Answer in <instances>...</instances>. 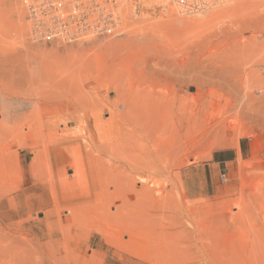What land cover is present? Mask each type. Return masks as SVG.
Returning <instances> with one entry per match:
<instances>
[{"label": "rangeland", "instance_id": "1", "mask_svg": "<svg viewBox=\"0 0 264 264\" xmlns=\"http://www.w3.org/2000/svg\"><path fill=\"white\" fill-rule=\"evenodd\" d=\"M262 1L264 0H216L210 9L203 13L182 12L180 14L170 0V7L175 10V16L170 18L166 11L167 8L155 4L154 0L139 2L120 0L119 9L122 21L114 34L90 36L68 43L57 40L34 41L31 38V23L24 0H0V85L7 86L16 83V86L12 85L15 89L17 83H31L30 87L36 83L34 87L39 84L42 87L39 85L38 89L33 87V90L27 87L30 88V90L27 89L28 93L29 91H38L40 95L44 93L43 96H47L45 92L48 96L51 93L54 95L53 97L59 95V99H57L59 102H53V105H60L59 108L63 113L57 121L55 130L59 131L58 137L65 135L67 132L64 134L62 132L66 130L71 136L61 137L58 142L48 136V128L41 122L42 124H40L44 128L46 127L45 132L42 133H46V140L48 139L49 144L48 147L47 144L45 146L43 143H46V140L41 138V143H37L38 147L40 146L37 147V152L39 149L42 151L44 149L45 153V150L49 149L45 154L55 164L56 157L60 161L66 159L67 163L72 162L77 155L79 156L77 154L79 150L89 174L88 182L85 184L76 183L75 185L61 186L58 178L56 180L52 178L46 158L40 160V164H42L40 167L43 168L38 166L40 173L31 170L29 167L34 160L31 150H28L26 145H23L26 148L17 145L19 144L18 140L10 138L12 131H5L4 129L7 127L0 125V129L5 131L4 138V131L0 130L2 139L0 140V150H4L0 152V225H11V227L14 225L13 228L15 226L24 227L26 231L28 230L25 234L31 242L29 245L34 249L35 246H40L37 242L43 233L48 232L46 212L54 210L55 217L52 216L50 222L52 226L56 224L52 228H57L58 232L57 241L54 244L49 247H38L41 249L36 252L42 250L40 253L37 252L38 254L35 249H31L33 253L30 251V255L32 254V257L29 256L30 258L15 257L13 252V255L10 256L9 249L7 251L10 253L7 252V255L5 252L7 248L5 250L2 249L3 247L0 248L3 250H0V264H264V9H253V5ZM176 17L178 18L177 22ZM24 25L27 30L22 33L20 27ZM245 47L246 53L243 54L241 49ZM159 53L161 59L158 56ZM162 55H164V60ZM168 55L170 59L174 58L171 60L175 65L177 63V66L181 62L183 64L185 60L184 64L189 66V71L191 70L193 73L190 71V82L183 84L182 90H179L181 88L179 83L170 81H165L161 85L155 83L157 92L162 95L160 97L167 99L166 95L172 96L175 92L180 97H186L184 100H179L173 109L176 110V118H180L178 109L181 105L185 106V110H183L185 114L201 111L204 103L207 106V111L198 120L192 118L190 121H184L163 138L171 148L166 153L160 152L157 155L155 165L151 166L155 168V170L151 168L154 171L147 167V170L150 169L148 173L143 171L144 173L133 174L129 169L132 168L130 164L135 165L136 158L133 160L134 162L130 161L134 157H129V152L128 158L119 156V152H123L124 148L119 149L118 154L115 152L118 155L114 153L115 157L112 154L113 151H110L112 157H109L111 155H106L108 150L107 153H102L101 150H97L96 146H104L111 140L114 143V136L119 134V125L122 129L125 128L123 132H126L128 123L124 118H127L128 115L126 113L125 117L126 109L120 101L121 97L122 99L123 96L126 98L129 95V90L138 84L136 75L133 78L130 77L129 81L126 80L127 77L124 80L121 79L124 75L126 76L127 70H136V66L142 65V62L148 58H151L150 60H153L154 64L158 62L162 64L164 61L167 62L165 58H169ZM157 56L159 59L156 58ZM170 59L168 61L173 64ZM236 64L240 66V69ZM233 65L235 66L233 67ZM202 68L206 72L205 75ZM230 69L237 70V75L240 74L238 75L240 78L236 75L237 79L245 83L240 97L247 98L244 89L248 86L250 98L256 99H254L255 102H252V106L255 108L256 105L258 108L250 112L251 116H249L250 114L247 115L249 116L247 118L245 116V123L242 127L232 124L223 130L220 126L213 128L212 125L214 126L215 123L212 121L219 120L222 111L231 100L230 98L233 99V96L220 86V83H223L221 80L227 82L232 80L233 77L230 78L228 75L222 77V71ZM200 70L203 72H201L203 77L212 76L207 79L218 77L217 73L221 72L222 74L220 73L219 79L216 78L215 82L211 79V83L207 87L200 83V85L196 84L198 83L196 77L199 76ZM211 72L215 74H211ZM241 78L243 79L241 80ZM61 84L62 86H60ZM63 84L66 85L63 86ZM119 84H122L123 87ZM46 86L54 91L49 90V87L46 89ZM85 86L87 87L85 88ZM114 86L118 89L125 87V89L121 88L118 94L119 90H114ZM39 87L44 90H40ZM62 87L67 89H62ZM69 93L75 95L74 98ZM30 94L33 95V93ZM118 97L120 98L118 104L121 107L117 111L123 110V114L119 115H124V117L122 116L124 121L120 120L121 118L117 120L118 127L116 126L113 130L114 136L102 134L94 127L98 110L97 108L96 111L93 109L97 104L107 100L116 103L119 100ZM82 102L86 105H83ZM79 105L81 108L84 106L83 109ZM65 106L67 107L65 108ZM77 106L79 110L76 111ZM255 110H257L256 113ZM68 111L72 112L68 113ZM0 112L2 113L1 108ZM1 113L0 122L3 120ZM85 113H89V116L87 114L85 116ZM42 114L45 115V111ZM68 114H72V116ZM73 116H80L81 119L84 117V125L82 123L71 124L66 129L64 122L72 121ZM103 116L107 121L109 118L107 110L104 111ZM36 117L38 118V116ZM37 118L33 124L34 130H38L36 139L39 138L41 130L43 131V128L37 125V120L40 121ZM121 122L126 126L124 127ZM44 124L46 123L44 122ZM84 126H86L87 133ZM13 128L14 125L11 129ZM26 131L25 128L23 132ZM34 134L33 138H35ZM87 134L89 138L86 137ZM33 138L31 140L23 139L22 143L27 142L29 145L31 142H35ZM121 139L124 140L125 135ZM94 142L96 145L92 146ZM2 143L3 145H1ZM9 144L12 146H8ZM236 144H239V150L236 148ZM73 147L77 148L74 150ZM60 148H62V152ZM97 151H99L98 154H96ZM221 151H236L237 161L223 166L212 165L215 154ZM8 152L12 155L10 156ZM2 153H5L3 155L6 157L1 156ZM120 154L124 155V153ZM9 156L12 157V160ZM99 156L101 160L97 159L100 158ZM67 157L70 158L69 161H67ZM50 159L47 157L48 161ZM127 169V172H130V175L133 174L134 178H130L128 173H124ZM30 170L31 173L33 172L32 175ZM53 171L54 177H58L59 172L55 165ZM222 171H226V173L223 174ZM65 172L72 180L70 176L74 171L67 164ZM91 172L94 174L91 175ZM207 174L210 177L208 183ZM92 176L96 178V189ZM99 177H104L102 180L107 179V188L108 183L112 180L110 191H106L108 190L105 187L106 184L104 186L106 190H103L104 181L99 180ZM150 186L153 187L152 198L149 195L140 197L135 195L136 189L145 190ZM52 187L56 189L52 190ZM145 191L148 192V190ZM97 192L103 195H99ZM106 193L114 194V198L121 199L123 203L120 206L131 209L134 216L129 221L134 226L123 222L122 225L115 223L117 228L114 227L115 231L113 227L111 228L113 230L110 231L112 234L114 233L113 239H116V242H107L103 235L96 231V228L100 226V220L97 218L99 215L95 214L99 212L100 206V201L97 200H100L99 197L102 196L104 199ZM54 199L57 201L55 202ZM43 201L44 203L45 201L50 202L51 208H40L39 204ZM88 204L94 207L99 205L94 211V207ZM134 208H137V211L140 209V217L133 213L132 209ZM69 210L70 213H68ZM112 210L114 211V208ZM150 212L155 216L154 222L149 219ZM78 224H81L80 228H78ZM60 226H63V229L72 228L69 231L70 235L66 230L63 232ZM81 226H86V229ZM92 226L93 228H91ZM62 232L68 236L65 235L64 238ZM15 247L13 246V249ZM15 250L17 249L15 248ZM67 250L71 252L69 253ZM2 252L6 254L4 255ZM67 252L69 255L66 254Z\"/></svg>", "mask_w": 264, "mask_h": 264}, {"label": "bare ground", "instance_id": "2", "mask_svg": "<svg viewBox=\"0 0 264 264\" xmlns=\"http://www.w3.org/2000/svg\"><path fill=\"white\" fill-rule=\"evenodd\" d=\"M169 1L170 0H154V2H155V4H158V5H161V7H164V8H167V13H168V16L170 17V18H172L173 16H175V13H174V11L175 10H172L173 9V7L171 8L170 7V3H169ZM120 4H121V2H120V0L118 1ZM150 3H151V1H149ZM179 1H176V0H172V3L174 4V6H175V9L177 10V12L178 13H182L183 12V8L179 5V3H178ZM144 5V4H143ZM150 5V4H149ZM122 6H123V3H122ZM146 6V5H145ZM148 6V5H147ZM146 6V7H147ZM156 6V5H155ZM149 7V6H148ZM151 7V6H150ZM157 7V6H156ZM160 7V6H159ZM124 8V7H123ZM122 8V9H123ZM264 9V1H262V2H259V3H257V4H255V5H253V9L254 10H256V9ZM262 9V10H263ZM131 10H132V8H131ZM130 11V8L128 9V12ZM260 11V10H259ZM133 12H135L134 11V9H133ZM121 13V12H120ZM177 18V17H176ZM179 19H181L180 17H179ZM177 20H178V18L176 19V22H177ZM181 20H183V18L181 19ZM121 21H122V18H121ZM26 27H25V25L24 26H21L20 27V31L22 32V33H25L26 32ZM31 32V31H30ZM32 38V37H31ZM246 40V39H245ZM51 41H53V40H51ZM57 41H60V40H57ZM248 42V41H247ZM250 42V41H249ZM245 43V42H244ZM243 43V44H244ZM138 44V43H137ZM246 44V43H245ZM256 44V43H255ZM254 44V45H255ZM201 45V44H200ZM243 46V45H242ZM241 46V47H242ZM245 46V45H244ZM243 46V47H244ZM250 46V45H249ZM204 48V47H203ZM241 49V48H240ZM250 49H254V48H251L250 47ZM242 51H243V54H245L246 52L244 51V50H246V47L245 48H242L241 49ZM240 50V51H241ZM254 51H255V49H254ZM252 52V51H251ZM254 54V53H253ZM160 55V53L158 54V56ZM174 57H175V55L174 54H172ZM171 55V56H172ZM156 57V58H158L159 59V57H160V59H161V56H159V57ZM166 56V55H165ZM169 56V55H168ZM239 56H242V55H239ZM244 56V55H243ZM162 57H163V60H164V55H162ZM235 58H236V56H234ZM207 58H209V57H207ZM244 58V57H243ZM151 58H148V59H146L145 61H143L142 62V65L140 64V65H137L136 66V70H127V72H126V76L124 75V73H123V75H124V77L123 78H121V79H123L124 80V78L125 77H127V79L126 80H128L129 81V78L130 77H134V75H136V77L138 78V84H137V86L136 87H134L131 91L129 90V92H128V96L126 97V94H125V97L126 98H124V96L120 93V95H122L123 96V99H122V97L119 95V97H121V101H120V98H119V100L116 102V99H115V102L116 103H114V102H112V100L111 101H109V100H107V101H104L103 103H99V104H97L94 108L95 109H93V110H95L96 111V108H97V114H96V120H95V122H94V127L96 128V130L98 131V132H102V134L103 133H105V135H111V136H114L115 134H114V132H113V130H114V128L117 126V123H118V119H120V120H122L123 119V117H124V115H119V114H123V110L120 112V111H117V109L119 110V107H121L120 106V104H118V102L120 101V102H122V104H123V107H125V109H126V111H125V117H126V113H127V118H124L126 121H127V123H128V126L126 127V132H123L124 130L123 129H125V128H123L122 129V127L119 125V129H120V131H119V129H118V132H119V134L115 137L114 136V138H115V142L113 143L112 142V140H111V142L110 143H106V144H104V146H96L97 147V150H101L100 152H102V153H107V150H108V153L106 154V155H111V156H109V157H112V154L114 155V157H115V154L117 153V152H119L118 150L119 149H123V152H119V156H127V158H128V154L130 153V156L129 157H134L133 159H131L130 161H133L135 158V160L134 161H136V162H134V166L132 165V164H130L131 165V167L132 168H130L129 170L131 171V172H133V174H140L141 172H143V171H147V173H148V171L151 169V168H154V167H151V166H154L155 165V160H156V157H157V155L160 153V152H167L168 150H170V145H168L167 143H166V141L163 139L167 134H169L175 127H179V125L180 124H182L184 121H190L192 118L194 119V120H198L199 119V117L203 114V113H205L206 111H207V106H206V104L204 103V104H202V108H201V111H199V112H194V113H190V114H185L184 112H183V110H185V106L184 105H181L180 106V109H178V112H179V115H180V118H176V116H175V111L176 110H173L174 108H175V106H176V104L177 103H179V100H181V99H186V97H180L179 95H177L176 94V92L175 93H173V95L172 96H170V95H166V98L167 99H163L162 97H160V96H162L161 95V93H159V92H157V90H156V87L154 86V84L156 83V84H158V85H161L163 82H165V81H170V82H174V83H176V84H181V88L179 89V90H182V87H183V84H185L186 82H190V71H189V69L190 68H188L185 64H184V61H183V64H182V62L181 61H179V62H181V64L179 63V65L177 66V63H176V65H175V63L170 59V56H169V58H165V59H167L166 61L167 62H163L162 60V64L161 63H157V64H154L153 62V60H150ZM157 59V60H158ZM168 59H170L172 62H173V64L170 62V61H168ZM176 59V58H175ZM242 59V58H241ZM249 59H251V58H249ZM177 60V59H176ZM208 60V59H207ZM211 60V59H210ZM248 60V59H247ZM205 61V60H204ZM234 61V60H233ZM240 61V60H239ZM244 61V60H243ZM249 61V60H248ZM168 62H170V63H168ZM177 62V61H176ZM235 62V61H234ZM188 63V62H187ZM170 64H172V65H170ZM233 64V63H232ZM207 65H208V63H207ZM206 65V66H207ZM213 65H215V64H213ZM218 65V64H217ZM231 65V64H230ZM236 65H238V64H236ZM209 66V65H208ZM207 66V67H208ZM219 66V65H218ZM222 66V65H221ZM224 66V65H223ZM228 66V65H227ZM235 65H233V67H234ZM213 67V66H212ZM232 67V66H231ZM238 67H239V69H240V66L238 65ZM224 68V67H223ZM226 68V67H225ZM242 68V67H241ZM198 69V68H197ZM209 69V68H208ZM235 69H237L236 67H235ZM239 69H237V70H239ZM221 70V69H220ZM219 70V71H220ZM237 70H229V71H225V72H223L222 71V73H223V75H222V77L223 76H225V75H228L230 78H232V80L230 81V82H227L226 80L224 81V80H221L223 83H220V86H222L231 96H233V99L232 98H230L229 100V102H228V104L226 105V107H225V109L222 111L223 113H221V116L219 117V120H215V122L214 121H212L213 123H215L214 124V126L212 125V127L214 128V127H219L220 126V128H222L223 130H224V128H228V126H231L232 124H237L239 127H242V125H243V123H245L244 122V119H245V116H246V118L247 117H249V116H251V111H254V109L256 108H258V107H256V105H255V108L252 106V102H255L254 101V99H252V98H250V94H248V86L247 87H245V89H244V91H246V97L247 98H245V96H244V98H241L240 96H241V93H242V88H243V86H244V84L245 83H242V82H240V79L238 80L237 78L239 77L238 75H240V74H238L237 75ZM137 71V73H135ZM202 71H203V68H202ZM201 70L199 71V76H197L196 77V81L198 82V83H196V81H195V83L196 84H201V85H204V86H209L210 85V83H211V79L214 81L216 78H217V80L219 79L218 77H219V75H221L220 73L218 74L217 73V75H218V77H216V78H209V79H207L210 75H208V77L206 76V78H205V76L203 77L202 75V73L204 72H202ZM243 71V70H242ZM192 72V71H191ZM195 72H196V70H195ZM194 72V73H195ZM198 72V71H197ZM202 72V73H201ZM207 72H209L208 70H207ZM214 72V71H213ZM244 72V71H243ZM193 73V72H192ZM191 73V74H192ZM241 73V72H240ZM246 73V72H245ZM244 73V74H245ZM259 73V72H258ZM202 74V75H201ZM206 74V72H204V75ZM208 74V73H207ZM211 74H215V73H212L211 72ZM256 74H257V72H256ZM122 75V76H123ZM216 75V76H217ZM238 77H237V76ZM259 75V74H258ZM210 77H212V76H210ZM226 78V77H225ZM224 78V79H225ZM240 78V77H239ZM117 79V78H116ZM120 79V78H119ZM194 79V78H193ZM223 79V78H222ZM243 78H241V80H242ZM125 80V81H126ZM118 81V80H117ZM147 81H149V82H147ZM192 81V80H191ZM194 81V80H193ZM220 81V80H219ZM112 82V81H111ZM137 82V81H136ZM215 82V81H214ZM33 83V82H32ZM96 83V82H95ZM105 83V82H104ZM122 84L124 83L123 81L121 82ZM127 83V82H126ZM18 85H17V87H15V89L13 88L14 86H12V85H15L16 86V83H13V84H10V85H7V86H1L0 85V108H1V110H2V113H1V117L3 118V120L0 122V125L2 126V127H7V128H5L4 130L5 131H7V130H11L12 132H11V135H10V138L12 137V139L13 138H15V139H17L18 140V142H19V144H17V145H19L20 147H22L23 145H26L29 149L28 150H31V152L33 153V155H34V160H33V163H32V165H31V167H29V168H31V170H36L37 172H39V168H41L40 166L42 165V164H40V160H41V158H46V162H44V163H46L47 165H49V170H50V174H51V176H52V178L54 179V180H56L57 178V180H58V182L60 183V185L61 186H66V185H75L76 183H80V184H85L86 182H88L87 180L89 179V174H88V169H87V167H86V164H85V162H84V159H83V157H81L80 156V154H81V152H79V150L77 151V154H79V156L77 155V157L75 158L74 156V160H72V162H66V159H65V161H60L59 159H57V157L55 158V164H53L52 162H51V159H50V157L48 156V155H46L47 153H48V151H49V149H47V150H45L46 152V154L44 153V149H43V151L42 150H38V152H37V147H38V145H37V143L38 144H40L41 143V138L42 139H44V140H46V136H45V134L44 133H42V132H45L44 131V129L46 128H44V126L43 125H46L47 126V128H48V136L50 137V138H52V139H54V140H56V141H58L59 142V139L62 137V138H64V137H69V136H71V134H69L68 133V131L66 130V131H64V132H62L63 134L65 133V132H67V133H65V135H60L59 137H58V130H55V126L58 124V120H59V118L62 116V111H61V109L59 108L60 107V105H56V106H54L53 104V102H59L57 99H59V95L58 96H55V97H53L54 95H52V93H51V95L49 94V96H48V94L45 92V94L47 95V96H43L44 95V93L42 94V95H40L39 94V92L38 91H35V89L39 86V85H41V84H39L36 88L34 87V85L36 84H32L33 86H31L30 87V84L31 83H27V82H23V83H17ZM99 84V83H98ZM113 84V83H112ZM118 84V83H117ZM122 84L120 85V86H122ZM130 84H132V83H130ZM129 84V85H130ZM175 84V85H176ZM199 84V85H200ZM215 84V83H214ZM44 85V84H43ZM64 85H66V84H63V86ZM83 85V84H82ZM81 85V86H82ZM106 85V84H105ZM125 85H127V84H125ZM198 85V86H199ZM60 86H62V84L60 85ZM59 86V87H60ZM96 86V85H95ZM113 86V85H112ZM116 86H118V85H116ZM116 86H114V90H119V91H117V93L118 92H120V90H121V88L123 87H121V88H117ZM27 87H30L31 89L34 87L35 89H34V91L35 92H33L32 90V92H30L29 91V93H28V90H30V88L28 89ZM41 87H42V85H41ZM41 87H39V89L41 88ZM48 87L49 86H46V89H48ZM53 87V86H52ZM58 87V86H57ZM68 87V86H67ZM74 87V86H73ZM73 87H71V88H73ZM79 87V86H78ZM87 86H85V88H86ZM130 87V86H129ZM63 88H66V87H62V89ZM68 88H70V87H68ZM82 88V87H81ZM113 88V87H112ZM115 88H117V89H115ZM127 88V87H126ZM28 89V90H27ZM38 89V88H37ZM67 89V88H66ZM66 89H64V90H66ZM74 89H75V87H74ZM80 89V88H79ZM83 89H84V86H83ZM122 89H125V87L124 88H122ZM40 90H44L43 88H41ZM49 90H51V91H54V90H52V89H50V87H49ZM72 90V89H71ZM78 90V89H77ZM85 90V89H84ZM178 90V91H179ZM67 91V90H66ZM74 91V90H73ZM76 91V90H75ZM82 91V90H81ZM123 91V90H122ZM121 91V92H122ZM124 91H126V90H124ZM128 91V90H127ZM126 91V92H127ZM48 92V91H47ZM50 92V91H49ZM69 92V91H68ZM77 92V91H76ZM85 93H86V91H84ZM125 92V93H126ZM30 93H33V95L32 94H30ZM34 93H35V95H34ZM53 93H55V92H53ZM58 93V92H57ZM79 93V92H78ZM88 93V92H87ZM38 94V95H37ZM56 94V93H55ZM63 94V93H62ZM70 94V93H69ZM72 94H75V93H72ZM82 94V93H81ZM119 94V93H118ZM124 94V93H123ZM71 95V94H70ZM70 95H68V96H70ZM73 98H74V96L73 95H71ZM87 96V95H86ZM88 96H89V94H88ZM199 96V95H198ZM197 96V98L199 99V97ZM78 97V96H77ZM83 97H84V94H83ZM164 97V96H163ZM66 98H67V96H66ZM85 98V97H84ZM89 98V97H88ZM110 98V97H109ZM86 99V98H85ZM107 99V98H106ZM246 99V100H245ZM252 99V100H251ZM76 100V99H75ZM82 100H83V98H82ZM90 100V99H89ZM256 100V99H255ZM64 101V100H63ZM62 101V102H63ZM66 101V100H65ZM80 101V100H79ZM87 103H88V101H87V99L85 100ZM91 101V100H90ZM56 102V103H57ZM72 102V101H71ZM74 102V101H73ZM201 102V101H200ZM64 103V102H63ZM91 104H92V102H90ZM89 103V104H90ZM77 104V103H76ZM81 104V103H80ZM82 104L83 105H86V104H84L83 102H82ZM93 104H94V102H93ZM72 105H73V103H72ZM64 106V105H63ZM74 106H76L75 104H74ZM80 106V108H81V105H79ZM90 106V105H89ZM88 106V107H89ZM257 106H258V104H257ZM67 106H65V108H66ZM84 107V106H83ZM83 107L81 108V109H83ZM92 107H93V105H92ZM72 108H74V107H72ZM76 108H78V109H76V111L77 110H79V107L77 106ZM87 108V107H86ZM99 108V109H98ZM106 108V109H105ZM90 109H92V108H90ZM89 109V110H90ZM105 110H107L108 111V115H109V118H108V120L107 121H105L104 120V116H103V113H104V111ZM43 111H45V115L44 114H42V112ZM84 111V110H83ZM256 111L257 110H255V113H256ZM259 111V110H258ZM66 112H67V110H66ZM66 112H64L65 114H66ZM70 112H72V111H68V113H70ZM79 112V111H78ZM90 112V111H89ZM120 112V113H119ZM81 113V112H80ZM254 113V112H253ZM254 113V114H255ZM259 113V112H258ZM39 114H40V117H39ZM86 114L87 113H85V116H86ZM89 114V113H88ZM87 114V115H88ZM248 114H250L249 116H247ZM64 115V114H63ZM69 115V114H68ZM36 116H38V118L36 117ZM69 116H72V114H70ZM89 116V115H88ZM193 116V117H192ZM35 118H37V119H40V121H38L37 120V122H38V124L37 125H40L39 127L40 128H43V131L41 130V134H40V136H39V138H40V141H38V139H36V137H38V134H37V129L36 130H34L35 128H33V124H34V120H35ZM84 118V117H83ZM83 118L81 119L80 118V116H73V119H72V121H70V122H68V123H66V122H64V126H65V128L67 129L71 124H76V125H79V124H83V122H85V121H83ZM86 118V117H85ZM88 118V117H87ZM129 118V119H128ZM252 118V117H251ZM124 119L122 120V121H124ZM218 119V118H217ZM87 120V119H86ZM120 120H119V122H120ZM246 121V120H245ZM41 122H43V125H41L42 123ZM44 122L46 123V124H44ZM41 123V124H40ZM122 123V122H121ZM126 123V122H125ZM126 123V124H127ZM86 124H87V122H86ZM122 124H124V123H122ZM121 124V125H122ZM5 125V126H4ZM14 125V128L13 129H11L12 128V126ZM84 125V124H83ZM41 126H43V127H41ZM59 126V125H58ZM126 125L124 124V127H125ZM237 126V127H238ZM38 127V126H37ZM86 126H84V129H85V131H86V133H87V130H86V128H85ZM234 127V126H233ZM236 127V126H235ZM234 127V128H235ZM26 128V134L23 132V130ZM40 128H39V130H40ZM219 128V129H220ZM57 129V128H56ZM59 129V128H58ZM76 129V128H75ZM79 129V128H78ZM77 129V130H78ZM81 129V128H80ZM111 129V130H110ZM212 129V128H211ZM1 130V129H0ZM3 130V129H2ZM1 130V131H2ZM3 130V131H4ZM122 130V131H121ZM218 130V129H217ZM226 130V129H225ZM237 130V129H236ZM5 131L3 132L4 133V138H5ZM35 131V132H34ZM81 131V130H80ZM79 131V132H80ZM108 131H111V132H109L108 133ZM122 132V133H121ZM3 133H1V134H3ZM33 133H35V134H37V135H35L34 134V136H35V138H33ZM73 133V132H72ZM126 133V134H125ZM127 133H128V135H127ZM242 133H243V131H242ZM13 134V135H12ZM130 134V135H129ZM45 137H44V136ZM77 135H80V134H77ZM76 135V136H77ZM90 135H92L91 134V132H90ZM122 135H123V137H124V135H125V141L123 140V139H121V138H123L122 137ZM14 136V137H13ZM84 136V135H83ZM83 136H81V137H83ZM88 136V138H89V135L87 134L86 135V137ZM121 138H120V137ZM2 137H3V135H2ZM44 137V138H43ZM85 137V136H84ZM35 139L34 141L35 142H31V144H29L28 145V143L27 142H24V143H22L23 142V139ZM74 138H76V137H74ZM78 138V137H77ZM91 138H93V137H91ZM107 138V137H106ZM113 138V139H114ZM120 138V139H119ZM22 139V140H21ZM87 139V138H86ZM94 139V138H93ZM92 139V140H93ZM0 140H2L1 139V136H0ZM16 140V141H17ZM29 140V141H30ZM36 140H37V142H36ZM44 140H42V142H44ZM48 140V139H47ZM47 140H46V143H43L45 146H46V144H47V147H48V142H47ZM95 140V139H94ZM124 142H123V141ZM4 141V143H5V141H6V139L5 140H3ZM15 141V140H14ZM1 142V141H0ZM7 142H8V140H7ZM40 142V143H39ZM65 142V141H64ZM96 142V141H95ZM94 142V143H95ZM93 143V144H94ZM97 143V142H96ZM96 143L93 145L92 144V146H95L96 145ZM1 145H3V143L1 144ZM97 145H98V143H97ZM99 145H100V143H99ZM101 145H103V144H101ZM106 145V146H105ZM8 146H12L11 144H9ZM26 146H23V147H25L26 148ZM40 147V146H39ZM38 147V148H39ZM44 147V146H43ZM68 147V146H67ZM75 147V146H74ZM74 147H73V149H74ZM96 147H95V149H96ZM77 148V147H76ZM75 148V149H76ZM116 148H118V149H116ZM236 148L239 150V144H236ZM12 149V148H11ZM22 149V148H21ZM62 148H60V150H61ZM74 149V150H75ZM94 149V150H95ZM106 149V150H105ZM121 149V150H122ZM127 151H126V150ZM3 150V149H2ZM2 150H0V152L2 151ZM10 150V149H9ZM8 150V151H9ZM54 150H56V149H54ZM60 150H59V152H60ZM115 150V151H114ZM120 150V151H121ZM127 152H125V151ZM4 151V150H3ZM16 151V150H15ZM42 151V152H41ZM63 150H61V152H62ZM69 151V150H68ZM93 151V150H92ZM112 152V154H111V152ZM55 152H57V151H55ZM65 152V151H64ZM79 152V153H78ZM94 153H95V151H93ZM98 152L99 151H97V153L96 154H98ZM110 152V153H109ZM116 152V153H115ZM129 152V153H128ZM42 153H44L45 154V156H43L44 154H42ZM115 153V154H114ZM120 153H124V155H122V154H120ZM5 155V153H2L1 154V156L2 155ZM7 154V153H6ZM8 154L11 156L12 154L11 153H9L8 152ZM7 154V155H8ZM16 154H17V152H16ZM64 154V153H63ZM116 154V155H117ZM3 155V156H4ZM54 155V154H53ZM56 155V154H55ZM73 155H75V154H73ZM101 155H105V154H101ZM117 155V156H118ZM10 156H9V158H10ZM4 157H6V156H4ZM8 157V156H7ZM47 157L50 159L49 161L47 160ZM55 157V156H54ZM60 157H61V154H60ZM63 157H65L64 155H63ZM98 157V156H97ZM100 157V156H99ZM12 158V157H11ZM10 158V159H11ZM15 158V157H14ZM59 158V157H58ZM68 158V160L67 161H69V157H67ZM120 158V157H119ZM126 158V157H125ZM8 159V158H7ZM97 159H100L101 160V157L100 158H97ZM124 159V158H123ZM12 160V159H11ZM43 160V159H42ZM62 160V159H61ZM63 160H64V158H63ZM88 161L89 162H91V160L90 159H88ZM127 162V161H126ZM101 163V162H100ZM99 163V164H100ZM18 164V163H17ZM68 165V166H70V168H72L73 169V171H74V173H73V175H71L70 177H72V180H70V178L67 176V174H66V172H65V165ZM20 165V164H19ZM44 165V164H43ZM54 165H55V167H57V170H58V172H59V175H58V177H54V171H53V168H54ZM129 165V164H128ZM38 166H39V168H38ZM20 167V166H19ZM22 167V166H21ZM99 167H101V166H99ZM109 167V166H108ZM134 167V168H133ZM146 167V168H145ZM147 167H150V169H148L147 170ZM125 168V167H124ZM18 169V168H17ZM20 169V168H19ZM18 169V170H19ZM39 169V170H38ZM41 169H43V168H41ZM48 169V168H47ZM131 169H133V170H131ZM144 169H146V170H144ZM22 170V169H21ZM31 170L29 171L30 173H31ZM46 170V169H45ZM92 170V169H91ZM101 170V169H100ZM124 170V169H123ZM151 170H153V169H151ZM154 170H155V168H154ZM153 170V171H154ZM97 171V170H96ZM128 171V169L127 170H125L124 171V173H128V177H130V178H134V176H133V174H129L130 172H127ZM37 172H35V173H37ZM92 172H94L93 170H92ZM91 172V175L92 174H94V173H92ZM140 172V173H139ZM151 172V171H150ZM149 172V173H150ZM21 173H22V171H21ZM40 173V172H39ZM39 173H37V174H39ZM144 173V172H143ZM154 173V172H153ZM156 173V172H155ZM33 174V172L31 173V175ZM48 174V173H47ZM101 174V173H100ZM23 175V174H22ZM130 175V176H129ZM152 175V174H151ZM35 176V175H34ZM38 176V175H37ZM98 176V175H97ZM101 176V175H100ZM153 176V175H152ZM151 176V177H152ZM32 177V176H31ZM50 177V176H49ZM93 177V176H92ZM95 177H96V175H95ZM135 177H137V175H135ZM23 178V177H22ZM34 178H36V177H34ZM40 178V177H39ZM100 178V177H99ZM102 179H104V177L103 178H100L99 180H101L102 182L104 181V184H103V186L102 187H104L105 186V184H106V182H107V179H105V180H102ZM30 180V179H29ZM53 180V181H54ZM98 180V181H99ZM100 181V183H101V185H102V182ZM108 181L110 182V179L108 178ZM153 181V180H152ZM56 182V181H55ZM54 182V183H55ZM49 183V182H48ZM50 183H52V182H50ZM93 183H94V186H95V189H96V187H97V183H96V178H94L93 177ZM52 185H55V184H52ZM88 185V184H87ZM100 185V184H99ZM110 186H112V180H111V182L110 183H108V188H107V184H106V188L108 189V190H106L105 189V187L103 188V190L105 189L107 192L108 191H110L109 190V187ZM46 187V186H45ZM55 187V186H54ZM54 187H52V190H53V188ZM102 187H100V188H102ZM86 188V187H85ZM111 188V187H110ZM56 188H54V190H55ZM45 190H47V189H45ZM51 190V191H52ZM102 190V193L105 191H103ZM145 190H148V192L147 191H145ZM145 190H143V189H136V191H135V195L136 196H138L139 195V197L140 196H147V195H149L150 196V198H152L153 197V187H149L148 189H145ZM101 191V190H100ZM90 192V191H89ZM98 193V192H97ZM105 193V192H104ZM103 193V194H104ZM146 193V194H145ZM99 194V193H98ZM97 194V195H98ZM101 194V193H100ZM99 194V195H100ZM103 194H101V195H103ZM54 195V194H53ZM105 195V194H104ZM42 196V195H41ZM87 196H90V195H88L87 194ZM102 197H104V196H102ZM102 197L100 198L99 197V199L100 200H97V201H100V206H99V212H97V210H96V212L97 213H95V214H98L97 216V218H99L98 220H100V226L98 227V228H96V231L97 232H99V233H101V235H103V237L105 238V240L107 241V242H116V239H113L114 237H113V234L111 233V231L114 229V231H115V228H116V226H115V223H117L116 225H118V224H120L121 223V225L123 224V222H125V224H127V225H129L130 223H129V221H131L133 218H134V216H133V214H132V211H131V209H126L125 208V206H120L123 202H122V200L121 199H117V198H114V194H111V193H106V196H105V198L104 199H102ZM54 198H55V196H54ZM98 198V197H97ZM56 199V198H55ZM54 199V200H55ZM57 200H55V202H56ZM58 203V202H57ZM56 204V203H55ZM94 204V203H93ZM88 205H91V204H88ZM99 205V204H98ZM98 205L96 206V207H94V206H92V207H94L93 209H94V211H95V208H98ZM39 206H40V208L42 207V208H45V209H49V208H51L50 206H51V203L50 202H46L45 201V203H44V201L42 202V203H40L39 204ZM57 206V205H56ZM86 206V205H85ZM85 206H84V208H85ZM114 208V211L112 210L111 211V209H113ZM23 209H25V208H23ZM67 210H68V208H66ZM82 209V208H81ZM91 209V208H90ZM92 209V210H93ZM59 210V209H58ZM83 210V209H82ZM89 210V209H88ZM92 210H90L91 212H92ZM133 210V213L135 214V215H137V216H139L140 217V215H139V213H141V211H140V209H139V211H137L138 209L136 208H134V209H132ZM61 211V210H60ZM77 211H81V210H77ZM71 211L69 210L68 211V213H70ZM82 212V211H81ZM86 213V212H85ZM88 213V212H87ZM54 214V210H49V211H47L46 212V220H47V222L46 223H48V225L46 226L47 227V229H48V232L46 233H43V235H42V237L38 240V245H40V246H38V247H49L50 245H52V244H54L56 241H57V236H58V232H57V228L56 229H54V228H52L54 225H56V224H54L53 226H52V224H51V218H52V216H54L55 217V214ZM58 215H60L59 213H57ZM76 214V213H75ZM79 215H80V213H78ZM92 215H94V214H92ZM91 215V216H92ZM19 216V215H18ZM84 216H85V214H84ZM89 216V215H88ZM148 216H149V219L152 221V222H154L153 220H154V215L150 212L149 214H148ZM59 217H61V216H59ZM58 217V218H59ZM79 217V216H78ZM83 217V216H82ZM86 217V216H85ZM90 217V216H89ZM93 217V216H92ZM94 217H95V215H94ZM93 217V218H94ZM91 218V217H90ZM96 218V217H95ZM31 219H33V218H31ZM80 219H81V217H80ZM85 219H88V218H85ZM84 219V220H85ZM27 220H29V219H27ZM96 220V219H95ZM94 220V221H95ZM54 222H55V220H53ZM60 221H61V218H60ZM78 222V221H77ZM119 222V223H118ZM151 222V223H152ZM83 223V222H82ZM2 224V223H1ZM84 224V223H83ZM82 224V225H83ZM154 224V223H153ZM153 224H152V226H153ZM16 225V224H15ZM59 225H62V224H59ZM73 225V224H72ZM76 225V224H75ZM79 225H81V224H78L77 226H78V228H80L79 227ZM110 225H111V227H110ZM130 225H133V224H130ZM13 226L14 225H12V227H11V225H7V226H4V225H0V248H2L3 250H5L6 248V250H5V252L7 253L8 251H10V252H8V253H10L9 255L11 256V255H13L14 254V256L15 257H19L20 256V258L21 257H23V259H25V258H27V257H29V256H31L30 255V251H32V250H34L35 249V252H36V250H40V249H38V247H36L35 246V248L34 249H32V247H30L31 245H29L31 242H30V240H29V238L27 237V234H25V233H27L28 232V230L26 231V229L24 228V227H22V226H15L14 228H13ZM44 226V225H43ZM74 226V225H73ZM87 226V225H86ZM86 226H81V228L82 227H85L84 229H86ZM120 226V225H119ZM118 226V227H119ZM134 226V225H133ZM59 227V226H58ZM61 228L63 227V226H60ZM72 227V226H71ZM90 227V226H89ZM89 227H87V228H89ZM113 227V229H111ZM115 227V228H114ZM31 228V227H30ZM68 228H70V227H68ZM67 228V229H68ZM91 228H93V226L91 227ZM95 228V227H94ZM66 228L65 229H63L62 228V231L63 232H66V231H68L67 233H69V231L72 229V228H70V229H68L67 230ZM117 229V228H116ZM151 229H153V228H151ZM64 230H66V231H64ZM111 230V231H110ZM45 231H46V229H45ZM62 232V233H63ZM151 232H154V231H151ZM89 234V233H88ZM66 233L64 234L63 233V236H64V238L66 237V236H68V235H66ZM69 235H70V233H69ZM28 236H30V235H28ZM90 236V235H89ZM37 239V238H36ZM68 239V238H67ZM35 240V239H34ZM33 241V240H32ZM65 241H66V239H65ZM64 241V242H65ZM89 241H90V238H89ZM36 242V241H35ZM66 243V242H65ZM64 243V244H65ZM14 244V245H13ZM17 244V245H16ZM16 246L15 248L17 249V250H15V248L13 249V246ZM33 245V244H32ZM35 245V244H34ZM30 247V248H29ZM10 248H12L13 250H11ZM37 248V249H36ZM66 248V247H65ZM2 249H0L1 251H3ZM9 249V250H8ZM32 249V250H31ZM53 249V248H52ZM59 249V248H58ZM63 249V248H62ZM68 249H69V247H68ZM8 250V251H7ZM60 250V249H59ZM63 250H66V249H63ZM0 251V252H1ZM17 251H19V252H17ZM37 251V252H38ZM42 251V250H41ZM40 251V252H41ZM67 251H69V253L71 252L70 250H67ZM12 252H13V254H12ZM15 252H17L16 253V255L17 254H19L18 256H16L15 255ZM34 252V253H35ZM36 252V253H37ZM40 252H38V253H40ZM44 252V251H43ZM52 252V251H51ZM66 252V251H65ZM3 253V252H2ZM6 253H3L4 255L6 254ZM8 253H7V255H8ZM32 253H33V251H32ZM37 253V254H38ZM53 253V252H52ZM63 253V252H62ZM1 254V253H0ZM51 254V253H50ZM66 254H68V252L66 253ZM47 255V254H46ZM49 255V254H48ZM69 255V254H68ZM32 257V256H31ZM35 257V256H34ZM33 257V258H34ZM38 257V256H37ZM30 258V257H29ZM42 258V257H41ZM48 258V257H47ZM35 259V258H34Z\"/></svg>", "mask_w": 264, "mask_h": 264}, {"label": "built area", "instance_id": "3", "mask_svg": "<svg viewBox=\"0 0 264 264\" xmlns=\"http://www.w3.org/2000/svg\"><path fill=\"white\" fill-rule=\"evenodd\" d=\"M178 1L187 13H203L216 2ZM24 5L31 23V37L36 42L72 43L90 36L114 34L121 25L118 0H24Z\"/></svg>", "mask_w": 264, "mask_h": 264}, {"label": "crops", "instance_id": "4", "mask_svg": "<svg viewBox=\"0 0 264 264\" xmlns=\"http://www.w3.org/2000/svg\"><path fill=\"white\" fill-rule=\"evenodd\" d=\"M237 159H238V155L236 151H221L215 154L214 159L212 161V165L223 166V165H227L230 163H234L235 161H237ZM208 178L210 177H208V174H207L206 175L207 183L209 182Z\"/></svg>", "mask_w": 264, "mask_h": 264}, {"label": "water", "instance_id": "5", "mask_svg": "<svg viewBox=\"0 0 264 264\" xmlns=\"http://www.w3.org/2000/svg\"><path fill=\"white\" fill-rule=\"evenodd\" d=\"M226 173V171H223V174H225Z\"/></svg>", "mask_w": 264, "mask_h": 264}]
</instances>
